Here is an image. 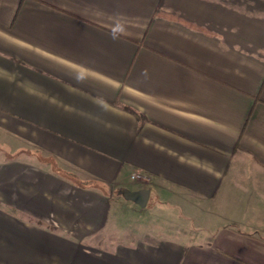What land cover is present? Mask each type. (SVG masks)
<instances>
[{
  "label": "crops",
  "instance_id": "0c3cea01",
  "mask_svg": "<svg viewBox=\"0 0 264 264\" xmlns=\"http://www.w3.org/2000/svg\"><path fill=\"white\" fill-rule=\"evenodd\" d=\"M0 138V264H264V0H0Z\"/></svg>",
  "mask_w": 264,
  "mask_h": 264
},
{
  "label": "rangeland",
  "instance_id": "374dc122",
  "mask_svg": "<svg viewBox=\"0 0 264 264\" xmlns=\"http://www.w3.org/2000/svg\"><path fill=\"white\" fill-rule=\"evenodd\" d=\"M0 150L6 156L8 153H12L11 148L4 140L0 141ZM125 203L128 204H124L121 208L124 218L122 228L128 233L136 232V235L139 236L140 234L177 236L181 233L180 227L186 231L200 229L199 225H196L195 217L193 219V213L190 211L185 212L177 203L158 204L152 200L150 205L143 209H140V206L133 202L128 201ZM130 205H134L137 209H133Z\"/></svg>",
  "mask_w": 264,
  "mask_h": 264
},
{
  "label": "water",
  "instance_id": "95a60500",
  "mask_svg": "<svg viewBox=\"0 0 264 264\" xmlns=\"http://www.w3.org/2000/svg\"><path fill=\"white\" fill-rule=\"evenodd\" d=\"M120 194L127 200L133 201L140 206H145L149 200L150 189L141 188V189H128L123 188L120 190Z\"/></svg>",
  "mask_w": 264,
  "mask_h": 264
},
{
  "label": "built area",
  "instance_id": "2783aa9c",
  "mask_svg": "<svg viewBox=\"0 0 264 264\" xmlns=\"http://www.w3.org/2000/svg\"><path fill=\"white\" fill-rule=\"evenodd\" d=\"M132 177H134V178H142L143 175L141 173H135V174L132 175Z\"/></svg>",
  "mask_w": 264,
  "mask_h": 264
},
{
  "label": "trees",
  "instance_id": "16d2710c",
  "mask_svg": "<svg viewBox=\"0 0 264 264\" xmlns=\"http://www.w3.org/2000/svg\"><path fill=\"white\" fill-rule=\"evenodd\" d=\"M86 182H90V183H91V182H93V181H92V180H88V181H86Z\"/></svg>",
  "mask_w": 264,
  "mask_h": 264
}]
</instances>
